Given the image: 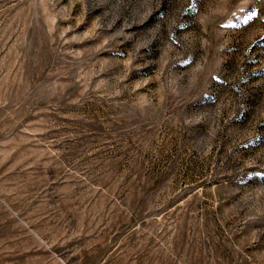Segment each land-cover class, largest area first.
Wrapping results in <instances>:
<instances>
[{"label": "rangeland", "instance_id": "rangeland-1", "mask_svg": "<svg viewBox=\"0 0 264 264\" xmlns=\"http://www.w3.org/2000/svg\"><path fill=\"white\" fill-rule=\"evenodd\" d=\"M0 264H264V0H0Z\"/></svg>", "mask_w": 264, "mask_h": 264}]
</instances>
